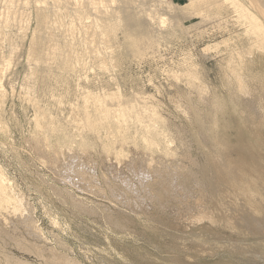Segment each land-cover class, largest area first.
I'll return each mask as SVG.
<instances>
[{
    "label": "rangeland",
    "instance_id": "rangeland-1",
    "mask_svg": "<svg viewBox=\"0 0 264 264\" xmlns=\"http://www.w3.org/2000/svg\"><path fill=\"white\" fill-rule=\"evenodd\" d=\"M251 4L0 0V179L19 212L0 208V264H52L33 244L77 264H264Z\"/></svg>",
    "mask_w": 264,
    "mask_h": 264
},
{
    "label": "bare ground",
    "instance_id": "bare-ground-1",
    "mask_svg": "<svg viewBox=\"0 0 264 264\" xmlns=\"http://www.w3.org/2000/svg\"><path fill=\"white\" fill-rule=\"evenodd\" d=\"M45 1V0H44ZM251 2H252V4L251 5H249L248 6V12L251 14V18H252V20L254 21V24H255V26H256V28H257V30L260 32V34L264 31V18H262V16L261 15H263L264 16V0H250ZM256 9V10H254V8ZM61 9V8H60ZM252 9V10H251ZM251 10V11H250ZM96 30V29H95ZM263 34H264V32H263ZM262 34V35H263ZM262 43H264V42H262ZM264 45V44H263ZM107 107V106H106ZM103 109V108H102ZM106 109V108H105ZM101 110V109H100ZM106 111V110H105ZM102 112V111H101ZM100 114V113H99ZM104 115V116H103ZM103 115H101V116H103L104 117V119H102L103 121L105 120V121H108V116L106 115V114H103ZM121 116V115H120ZM35 118V117H34ZM102 118V117H101ZM139 119V118H138ZM118 120V119H117ZM102 121V122H103ZM119 121L121 122V123H124V119L122 118V120H120V118H119ZM105 123V122H104ZM103 123V124H104ZM120 123V124H121ZM140 123V122H139ZM138 123V124H139ZM110 124V123H109ZM127 125V124H126ZM137 125V124H136ZM101 126V125H100ZM147 132V131H146ZM150 133V132H149ZM148 133V134H149ZM149 137V136H148ZM146 140V139H145ZM149 143H150V141L151 140H147ZM148 144V143H147ZM152 144V143H151ZM148 145H150V144H148ZM68 147V146H67ZM62 154V153H61ZM66 154V153H65ZM69 154V153H68ZM67 154V155H68ZM75 154V153H74ZM132 154V153H131ZM66 155V156H67ZM57 156H58V159H60V162H59V164H60V167H64V165L66 164V162H68L67 164H70L71 166V171H75V172H77V173H79V174H81V176L83 177V176H88L89 174H90V172H89V170H90V168H88V171L85 169V168H87V166L85 165V167L83 166V165H81V164H79L78 165V163H74V161H73V163L71 162V161H69V159L71 158V157H68L67 156V158H69V159H66V157H63V156H61V155H59V152H58V154H57ZM73 158H71V160H72ZM75 159V158H74ZM118 160V159H117ZM70 162V163H69ZM83 162V161H82ZM87 162V161H86ZM86 162H84V164L86 163ZM90 163V162H89ZM66 164V166H69V165H67ZM74 164H77L78 166H74ZM87 164V163H86ZM59 166V165H58ZM66 166H65V169L64 170H66L67 168H69V167H67L66 168ZM94 166V165H93ZM90 167V166H89ZM134 167V166H133ZM134 169V168H133ZM140 171H138V173H139ZM146 172V171H145ZM134 173H135V171H134ZM136 173H137V170H136ZM140 173H142V171L140 172ZM140 173H139V176H140ZM143 174V173H142ZM145 174V173H144ZM148 174V173H147ZM146 174V175H147ZM153 174V173H152ZM155 175V174H154ZM0 176H1V174H0ZM133 176V175H132ZM138 175H137V177H139ZM84 177V178H85ZM118 177V176H117ZM144 177V176H143ZM149 177H150V175H149ZM2 178V177H1ZM93 178V177H92ZM150 179V178H149ZM4 180V179H3ZM126 180V179H125ZM138 180H140V179H138ZM146 180V179H145ZM144 180V181H145ZM157 180V179H156ZM137 181V180H136ZM4 182V181H3ZM141 183H142V180L140 181ZM184 182V181H183ZM186 182V181H185ZM144 183V182H143ZM187 183V182H186ZM191 183V182H190ZM160 184V183H159ZM161 184H162V182H161ZM164 184V183H163ZM162 184V185H163ZM169 183H167V185H168ZM195 184V183H194ZM193 184V185H194ZM196 184H197V182H196ZM195 184V185H196ZM235 184H237V183H235ZM234 184V185H235ZM134 185V184H133ZM145 185V184H144ZM143 184H142V186H144ZM157 185V184H156ZM166 185V186H167ZM176 185V184H175ZM184 185V184H183ZM185 185H187V184H185ZM198 185V184H197ZM126 186V185H125ZM128 186V185H127ZM130 186H131V184H130ZM148 186V185H147ZM170 186V185H169ZM169 186H168V188H169ZM173 186V185H172ZM133 187V186H132ZM171 187V186H170ZM128 187H126V189H127ZM140 188V187H139ZM145 188V187H144ZM150 188V187H149ZM182 188H184V187H182ZM182 188H181V190H182ZM125 189V190H126ZM130 189V188H129ZM146 189H147V187H146ZM187 189H188V187H187ZM192 189V188H191ZM5 186H4V184L1 182V179H0V208H1V210L3 209L4 211H7L8 213H13V215H17V213H19V212H17V213H14L15 211V208L14 209H12V205H9L11 202V200H9V202L10 203H8V200H7V198L4 196L3 197V194H4V192H5ZM153 190V189H152ZM157 190H159L158 192H163V193H166V192H168V190H167V187H164V186H161V187H158L157 188ZM134 191V190H133ZM155 190H153V192H154ZM170 191V190H169ZM176 191V190H175ZM243 191L246 193V192H250L251 193V189L249 188V187H245L244 189H243ZM242 191V193H244ZM129 192V191H128ZM152 192V193H153ZM182 192V191H181ZM191 192V191H190ZM189 192V193H190ZM6 193V192H5ZM133 193V192H132ZM131 192H130V194H132ZM135 193V192H134ZM149 193V192H148ZM129 194V193H128ZM191 194H193L192 192H191ZM247 194V193H246ZM7 195V194H6ZM155 195V194H154ZM190 195V194H189ZM245 195V194H244ZM253 195V194H252ZM10 196V195H9ZM156 196V195H155ZM193 196H195V195H193ZM245 196H247V195H245ZM249 196H250V194H249ZM192 197V196H191ZM190 197V198H191ZM248 197V196H247ZM158 198H159V196H158ZM193 198H195V197H193ZM160 199V198H159ZM186 199V198H185ZM253 199V198H252ZM13 200V199H12ZM14 201V200H13ZM17 202V201H16ZM168 202V201H167ZM180 202V201H179ZM196 202V201H195ZM127 203V202H126ZM170 203V202H169ZM13 204V203H12ZM165 204V203H164ZM14 205V204H13ZM197 205V204H196ZM82 206V205H81ZM85 206V205H84ZM133 206V205H132ZM171 207V206H170ZM206 207V206H205ZM196 208V207H195ZM195 208H193V209H195ZM211 208V207H210ZM171 209V208H170ZM17 210H20V208L18 209V207H17ZM16 210V211H17ZM174 210V209H173ZM209 209H206V208H203V207H199V210H198V212L195 214V215H193V217H190V218H195V220H193L194 221V223L195 222H197L198 221V224L199 223H205V221L206 220H208V222H210L211 224H212V226H214V225H217L219 222H218V220H217V218L216 217H214L213 216V214H210L211 213V211H208ZM195 211H197V210H195ZM21 213V212H20ZM23 213V212H22ZM115 213V212H114ZM175 213V212H174ZM194 214V213H193ZM206 215H207V217H206ZM22 216V215H21ZM25 216V215H24ZM27 216V215H26ZM23 217V216H22ZM185 218V217H184ZM27 219H29L30 220V217L29 218H27ZM140 219V218H139ZM186 219V218H185ZM185 219H183V220H185ZM240 219V218H239ZM32 220V219H31ZM242 220V222L244 223V219H241ZM2 221H4V218L2 219ZM6 222H7V220H5ZM4 221V224H6L7 225V223ZM128 221V220H127ZM185 221H187V220H185ZM26 222V221H25ZM188 222V221H187ZM241 222V223H242ZM112 223V222H111ZM123 223V222H122ZM31 224H32V222H31ZM30 224V226H32ZM193 224V223H192ZM196 224V223H195ZM190 225V224H189ZM248 225L251 227V228H254V221H250V222H248ZM38 226V225H37ZM259 225L258 224H256L255 225V228H257ZM5 227V226H4ZM36 227V226H32L31 227V229H34V228ZM188 228V227H187ZM233 230V229H232ZM235 230V229H234ZM38 231V230H37ZM40 239V238H39ZM15 240V239H14ZM17 240V239H16ZM24 244H27V243H24ZM30 245H32L31 243H29ZM28 247H25V250H26V248H27V250H29L30 252L32 251V252H34V253H36L38 256H40L41 258H45V260H46V263L47 262H51L52 264H77V262L76 261H74V260H72V259H70V258H66L65 256H61V254L60 255H58V254H56L55 252H54V250L53 249H49V254H45L44 255V251H42L41 249H40V247L38 248L37 246L35 247V245L33 244L32 246H29V245H27ZM39 246V245H38ZM70 248V247H69ZM206 248V247H205ZM44 249V248H43ZM250 249V248H249ZM31 252V253H32ZM44 252V253H43ZM204 253V252H203ZM205 254V253H204ZM180 255V254H179ZM203 255V254H202ZM70 257V256H69ZM17 261H18V259H17ZM23 260L22 261H18V263L17 264H30V263H28V262H23ZM16 263V262H15ZM14 263V264H15ZM79 264V263H78Z\"/></svg>",
    "mask_w": 264,
    "mask_h": 264
}]
</instances>
